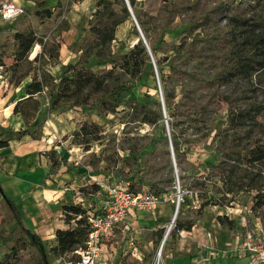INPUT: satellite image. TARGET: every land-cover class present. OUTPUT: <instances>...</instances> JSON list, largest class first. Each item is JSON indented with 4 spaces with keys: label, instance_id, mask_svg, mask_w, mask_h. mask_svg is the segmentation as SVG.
I'll list each match as a JSON object with an SVG mask.
<instances>
[{
    "label": "rangeland",
    "instance_id": "rangeland-1",
    "mask_svg": "<svg viewBox=\"0 0 264 264\" xmlns=\"http://www.w3.org/2000/svg\"><path fill=\"white\" fill-rule=\"evenodd\" d=\"M11 1L22 5L26 14L11 23L0 22L3 140L13 147L34 140L46 159L54 152L55 169L74 177L70 193L77 204L70 205L92 212L98 204L101 209L108 200L109 188L133 183L137 191L150 189L165 195L162 204L171 208L170 214L159 213V208L146 211L147 217L160 218L140 219L135 227L118 231L112 240L113 249L109 247L104 253L101 264L249 262L251 256L243 245L264 231V159L256 160L264 150V0H168L164 9L165 0H136L133 11L146 23L148 37L162 39L158 54L152 53L158 74L157 59L165 55L176 56V67L187 73L183 79L167 78L165 86L161 83L163 98L164 87L178 96L175 103L182 93H188L196 102L192 105L185 101L186 110L217 95L223 98L211 103L214 112L210 122L200 118L187 134L180 131L181 165L176 159L171 123L182 117L170 118L167 106L164 112L151 58L153 77L145 78L139 89L122 93L120 105L107 112L70 108L64 104L67 89H54L68 74L64 67L84 56H89L84 61L94 73L113 68L111 61L99 60L95 52L87 54L91 28L106 23L95 16L100 1L109 2L120 21L111 47L118 63L111 88L134 83L120 68L122 58L140 38L130 12L129 16L124 12L125 3L47 0L53 16L45 19L34 15L35 4L27 0H0V5ZM30 31L37 40L31 51L22 55L15 35ZM170 61L162 67L167 75L171 73ZM35 81L47 85L35 96L38 110H31L33 116L29 117L15 114L16 104L28 97V86ZM56 90L61 108L43 112L50 108ZM150 110L161 114L158 125L143 122ZM39 112L40 121L30 127ZM29 127L31 134L19 135ZM97 185L100 190L95 191ZM204 203L208 205L201 211ZM70 224L76 226L75 221ZM44 243L50 264L78 260L76 251L59 257L52 253L49 239ZM0 264H43L1 192Z\"/></svg>",
    "mask_w": 264,
    "mask_h": 264
},
{
    "label": "trees",
    "instance_id": "trees-1",
    "mask_svg": "<svg viewBox=\"0 0 264 264\" xmlns=\"http://www.w3.org/2000/svg\"><path fill=\"white\" fill-rule=\"evenodd\" d=\"M35 4L34 15L38 18L49 19L53 16L52 8L48 7L47 0H27ZM82 1V0H77ZM121 3H125L124 0H120ZM132 8L135 7L136 0H129ZM168 0L164 1L163 9L166 7ZM102 7V8H101ZM127 7V5H126ZM124 12L129 16L128 10L124 8ZM136 19L146 36V39L149 42L152 53L156 56L160 50V45L162 44V39H156V37H148V31L145 29V22L138 15V12H134ZM95 16L100 17L106 20V23L102 26L94 25L91 28L92 39L88 44L87 54H93L99 58L101 61L109 60L113 63V68L109 69L106 72L101 74L94 73L87 65L84 60H87L89 56H84V59L79 60L74 65H67L64 67V70L67 76L61 79L59 85L54 86V89L57 87L67 89L66 100L64 104L70 108L81 107L86 110L88 109H97L100 113L110 111L111 108H117L120 105L119 96L131 90L139 89L143 80L145 78L153 77L152 66L150 64V55L148 50L142 40H140L130 51L128 55H125L122 60L123 63L120 65V68L123 69L127 74L134 79V83L130 86L125 85H113L111 88V79L113 78V71L117 69V64L115 59L111 55L112 43L116 39V30L120 24L118 17L114 10L111 8V5L107 1H100L98 3V10L95 13ZM155 20L156 28L160 27V20L157 17ZM233 18V17H232ZM150 38V39H149ZM15 39L19 44V50L22 55L28 54L34 44L36 43V35L33 31L30 32H19L15 35ZM171 59V61H170ZM240 60L239 58L237 59ZM170 61L171 73L169 75L163 72V64ZM176 56L165 55L162 58L157 59V65L160 72V81L162 84H166L167 78L178 77L183 79L187 73L185 70L176 67ZM238 64V63H237ZM241 61L239 63V70L241 71ZM157 79V78H156ZM204 86L208 85V82L204 81ZM158 86V85H157ZM47 87L44 81H35L28 86L27 94L28 97L19 101L15 108V114H21L25 117L33 116L30 111H37L39 108V102L35 99L36 95H40L43 90ZM157 89V88H155ZM110 97L109 99L107 97ZM164 102L165 106L168 108L170 118L174 119L177 116L182 117L181 121L171 123L172 125V137L175 145V153L178 165H181L182 153L179 147V138L180 131H184L185 134L189 130L194 129V125L200 122V118H203L204 122H210L212 113L214 109L211 107V103L215 101H223L221 95L211 98L210 101L200 104L197 108L190 107L183 109L185 106V101H188V104H194L196 102L195 97L190 99L188 93H182L181 99L178 103H175L177 95L175 92H171L164 87ZM60 97L59 92L56 90L51 95V106L48 110L43 112L52 113L61 108V105H58V98ZM114 102V103H113ZM155 104L159 106V102L155 101ZM42 112H39L38 117H36L30 127L36 125L40 119ZM215 120V119H214ZM161 121V114L159 112H154L152 110L148 111L144 118L143 122L150 125H158ZM30 127L21 131L20 136L31 134ZM6 136V133L0 134V148L7 147L9 145L7 140H3ZM256 160L264 159V150L259 153ZM50 160L52 166H56V160L54 159V152L52 153ZM129 189L135 193L137 191L135 185L131 183ZM94 190H100V186H95ZM152 191V190H151ZM2 192V196L5 199L10 211L13 214L17 224L20 226L24 234L27 236L29 243L32 247L37 249L41 255L43 264H50L48 259L47 247L42 240V238L33 233L31 230L27 229L24 225L23 220L20 217V214L15 206V204L7 197V195ZM154 192V191H153ZM164 192V191H163ZM232 192V191H230ZM229 192V193H230ZM208 203H204L200 210L203 211ZM65 222L70 224L75 221L76 226L70 227L65 230H58L56 232V245L51 247L53 254L62 257L68 253L75 252L79 247L83 248L84 243L87 239L89 233V214L87 216V210L78 206V205H69L65 206ZM181 227H179L180 229Z\"/></svg>",
    "mask_w": 264,
    "mask_h": 264
},
{
    "label": "crops",
    "instance_id": "crops-1",
    "mask_svg": "<svg viewBox=\"0 0 264 264\" xmlns=\"http://www.w3.org/2000/svg\"><path fill=\"white\" fill-rule=\"evenodd\" d=\"M8 98L5 99L8 101ZM1 125L5 126V124ZM33 142L35 141H23L16 147L9 144L0 148V192L6 193L15 204L25 227L39 235L43 241L49 239L50 246L54 247L56 232L71 227V224L65 222L63 208L75 202V198L71 195L74 187L70 184L74 177L68 172L55 169L56 167L49 163L50 158L46 159L42 156L41 147ZM98 206L97 204L92 212L87 211L88 214L100 210ZM158 208L159 213L170 214L171 208L168 204L160 203ZM146 215L147 212L140 209L129 213L126 223L116 229L113 237L105 241L98 264H101L104 253L108 252L109 247L113 249L112 240L118 231L135 227L140 223V219L160 218ZM146 245L145 247L148 248L149 245ZM240 262L249 263L248 259H242Z\"/></svg>",
    "mask_w": 264,
    "mask_h": 264
},
{
    "label": "built area",
    "instance_id": "built-area-1",
    "mask_svg": "<svg viewBox=\"0 0 264 264\" xmlns=\"http://www.w3.org/2000/svg\"><path fill=\"white\" fill-rule=\"evenodd\" d=\"M25 14V8L14 1L0 5V22L11 23ZM107 192L108 200L105 205L100 210L89 213V233L83 248L76 250L78 260L73 264H98L105 241L113 237L116 229L126 223L132 210H155L167 198L151 190L135 193L129 189L128 185L112 187ZM180 201L181 195L178 200V209ZM258 234L256 240L250 239L243 245L251 256L248 264H264V231Z\"/></svg>",
    "mask_w": 264,
    "mask_h": 264
},
{
    "label": "water",
    "instance_id": "water-1",
    "mask_svg": "<svg viewBox=\"0 0 264 264\" xmlns=\"http://www.w3.org/2000/svg\"><path fill=\"white\" fill-rule=\"evenodd\" d=\"M125 2H126V5H127V9H128V11L130 12V15L132 16V18H133V20H134V22H135V24H136V27H137V29H138V32H139V34H140V38L138 39V42H139L140 40H142V41L144 42V44H145V46H146V48H147V50H148V53H149V55H150V57H151L152 63L154 64L155 71H156V77H157L158 90H159V94H160V98H161V102H162V107H163V110H164V112H165V102H164V98H163V95H162L161 81H160V77H159V74H158V71H157V68H156L155 61H154V59H153V54H152V51H151L150 45H149V43H148V41H147V39H146V37H145L143 31H142V29H141V27H140V25H139L137 19H136V16H135V14H134V11H133V8H132V6H131V4H130V1H129V0H125ZM138 42H137V43H138ZM137 43H135L134 46H135ZM167 128L169 129L168 124H167ZM171 149H172V151H173V147H172V146H171ZM173 163H174V167L177 168V167H176V165H177V164H176V159H175V156H174V155H173ZM177 213H178V207H177V209H176L175 216L177 215ZM170 230H171V228H169V230H168L167 233L165 234V236H164V240H163L162 245H161V248L163 247L165 241L167 240V237H168V235H169V233H170Z\"/></svg>",
    "mask_w": 264,
    "mask_h": 264
},
{
    "label": "bare ground",
    "instance_id": "bare-ground-1",
    "mask_svg": "<svg viewBox=\"0 0 264 264\" xmlns=\"http://www.w3.org/2000/svg\"><path fill=\"white\" fill-rule=\"evenodd\" d=\"M3 107H4V103L3 102H0V111L2 110ZM175 217H177V215ZM160 252H161V250H160Z\"/></svg>",
    "mask_w": 264,
    "mask_h": 264
}]
</instances>
